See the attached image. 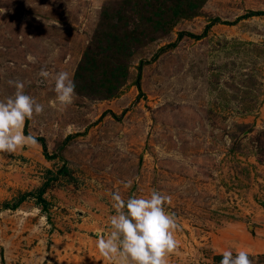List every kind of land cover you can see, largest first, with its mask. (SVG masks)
I'll list each match as a JSON object with an SVG mask.
<instances>
[{
    "label": "rangeland",
    "instance_id": "374dc122",
    "mask_svg": "<svg viewBox=\"0 0 264 264\" xmlns=\"http://www.w3.org/2000/svg\"><path fill=\"white\" fill-rule=\"evenodd\" d=\"M121 1L0 0V100L15 92L9 80L25 83L44 111L24 130L42 136L52 156L39 143L0 154V264L42 256L44 264H111L96 247V232L110 231L115 214L108 193L127 199L152 189L172 197L165 208L180 225L168 264H219L230 246L264 264V15L237 19L264 11V0H200L193 11L182 0L178 16L176 0H131L115 28L124 20L127 32L142 33L118 57L126 74L115 95L75 89L65 110L51 106L54 82L41 68L73 78L83 51L97 49L114 22L103 15ZM151 11H161L160 31H151ZM61 165L67 171L56 173ZM47 178L44 207L33 195L3 207ZM35 207L50 228L34 231L39 216L23 218Z\"/></svg>",
    "mask_w": 264,
    "mask_h": 264
},
{
    "label": "clouds",
    "instance_id": "9594fccd",
    "mask_svg": "<svg viewBox=\"0 0 264 264\" xmlns=\"http://www.w3.org/2000/svg\"><path fill=\"white\" fill-rule=\"evenodd\" d=\"M27 60L36 63V58L29 55ZM39 76L44 82H54L56 99L51 106H60L65 110L74 101L76 84L67 71L52 73L42 67ZM8 84L15 92L5 100H0V154H15L26 146H35L38 139L31 132L25 134L26 121L44 111V105L25 92V83L9 80ZM124 188L130 189L133 181H121ZM115 214L108 218L110 231L96 232V247L102 257L111 264H168V256L176 252L180 241L176 232L180 225L174 213L166 210L171 205L172 197L152 189L147 197L130 195L125 199L119 191L109 192ZM41 208L35 207L31 213H21L24 219L29 214L39 216L34 231L50 228L47 216L41 215ZM23 223V220H21ZM233 247L219 253V264H253L251 253L244 249L233 252ZM45 257L38 260L44 264Z\"/></svg>",
    "mask_w": 264,
    "mask_h": 264
},
{
    "label": "trees",
    "instance_id": "16d2710c",
    "mask_svg": "<svg viewBox=\"0 0 264 264\" xmlns=\"http://www.w3.org/2000/svg\"><path fill=\"white\" fill-rule=\"evenodd\" d=\"M182 0H176L175 5L172 7V13L173 16H178L179 13L177 11L178 6L180 5ZM187 2V10L193 11L198 4L200 3V0H184ZM202 1V0H201ZM121 7H118L116 10V14L113 15H107L105 14V9L100 11V14L103 15L105 18H111L112 16L115 17L114 22H111L110 24L106 23V27L108 28L104 33H102V38L98 39L97 49H92L91 47H87L83 53L82 56L76 65L74 72H73V79L76 81V89L84 94H90V95H100L103 98L110 97L115 95V93L118 90V87L120 86L121 81L124 79L126 70L124 64H121L119 62L118 57L119 55H127L129 53V47L135 42L139 41V34L142 33V31H137L135 34V28L132 31L127 32L125 30V27L127 26V21H122L121 24V32H118V29H116L117 22L123 18L124 15V4H129L130 7L133 10L134 2L131 0H122ZM158 11V10H157ZM151 11L152 15H157L158 18L151 20L152 24L149 26L151 27V31H160L162 27V20L160 18L161 11ZM192 13V12H190ZM189 13V15H190ZM188 15L187 13H185ZM255 16V15H264V11L261 10H249L245 12L244 14L237 17V19L246 18L249 16ZM142 19H145V21L150 20V18L146 17L143 18L142 16H139ZM218 18H214L211 22L212 24L215 22H218ZM211 24V23H210ZM209 26V23L206 27ZM134 33V34H133ZM180 34V33H179ZM200 35H196L194 37H198ZM153 37V36H152ZM152 37H149V40L153 39ZM104 64V66L101 67V65ZM140 66H137L138 71L136 75V80L134 81V84L136 87H139L138 79H139V69ZM107 67V68H106ZM25 131V130H24ZM26 134V132H25ZM70 135H67L63 141L68 139ZM38 143L40 147L42 148V153L44 156L51 158L52 156H48L46 152L45 142L44 138L42 136H37ZM67 171V168L65 165H61L60 168H58L56 173H65ZM52 178H47L39 188L35 189L34 192L28 191L20 194L17 199L9 204L6 202L4 204V208L6 209H15L20 202H22L26 197L29 195H33L35 197V202L40 203L41 207L45 206V201L42 198L41 194L44 192L45 188L47 187L49 180ZM221 257L218 256V259Z\"/></svg>",
    "mask_w": 264,
    "mask_h": 264
}]
</instances>
